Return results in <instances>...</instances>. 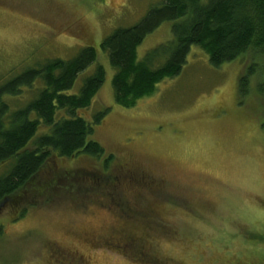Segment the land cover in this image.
Here are the masks:
<instances>
[{
  "label": "rangeland",
  "instance_id": "rangeland-1",
  "mask_svg": "<svg viewBox=\"0 0 264 264\" xmlns=\"http://www.w3.org/2000/svg\"><path fill=\"white\" fill-rule=\"evenodd\" d=\"M160 2L0 0V86L87 46L97 61L68 93L97 64L105 71L79 112L90 121L103 114L90 139L104 155L52 157L1 205L0 264H264V94L237 91L243 68L264 66V54L214 68L193 47L151 96L131 108L114 101V71L99 44ZM170 38L163 23L138 46V59ZM34 95L4 99L19 108ZM118 228L130 230L132 245Z\"/></svg>",
  "mask_w": 264,
  "mask_h": 264
},
{
  "label": "trees",
  "instance_id": "trees-1",
  "mask_svg": "<svg viewBox=\"0 0 264 264\" xmlns=\"http://www.w3.org/2000/svg\"><path fill=\"white\" fill-rule=\"evenodd\" d=\"M168 22L171 38L139 60L138 46ZM193 47L206 54L214 68L237 59L245 62L247 55L264 54V0H161L136 25L115 29L99 44L114 71L115 103L131 108L139 99L151 96L160 82L180 73ZM96 61L97 49L83 47L71 59L46 60L0 86V207L33 181L50 158L104 155L100 144L90 139L103 114L94 115L91 121L79 115L100 90L103 67L97 64L78 93H68L78 75ZM260 66L250 63L243 68L237 83L239 96L264 94L260 78L264 66L258 77L256 73ZM24 89L35 90L25 106L13 108L4 99L21 95ZM260 113L264 115V111ZM261 128L264 131V121ZM111 159L105 160V167ZM121 231L132 245L130 230Z\"/></svg>",
  "mask_w": 264,
  "mask_h": 264
}]
</instances>
